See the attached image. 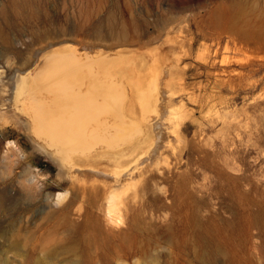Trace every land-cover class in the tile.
<instances>
[{
    "label": "rangeland",
    "instance_id": "obj_1",
    "mask_svg": "<svg viewBox=\"0 0 264 264\" xmlns=\"http://www.w3.org/2000/svg\"><path fill=\"white\" fill-rule=\"evenodd\" d=\"M61 44L167 71L176 112L111 213L121 177L65 167L14 108ZM0 264H264V0H0Z\"/></svg>",
    "mask_w": 264,
    "mask_h": 264
},
{
    "label": "bare ground",
    "instance_id": "obj_2",
    "mask_svg": "<svg viewBox=\"0 0 264 264\" xmlns=\"http://www.w3.org/2000/svg\"><path fill=\"white\" fill-rule=\"evenodd\" d=\"M22 5L26 6V1ZM61 45L44 52L42 61L38 60L41 64L33 72L25 73L27 66L25 74L20 73L15 83L17 105L14 108L24 113L31 133L42 136L46 144L42 146L57 155L65 167L79 162L83 167L93 168L95 174L108 170L113 179L121 177L120 185H106L109 188L107 210L111 213L118 207V188L130 177L127 174L132 170L130 165H135L137 158L149 150L148 135L164 127L159 122L166 114L176 112L168 109L167 71L161 74L155 59L142 78L138 59L100 57L77 52L70 44ZM121 65H129L131 71L120 72ZM59 97L64 101L61 105L56 101ZM103 117L112 118V126H106ZM113 130L124 135H110ZM129 147L130 153L134 152L132 157L125 153Z\"/></svg>",
    "mask_w": 264,
    "mask_h": 264
}]
</instances>
